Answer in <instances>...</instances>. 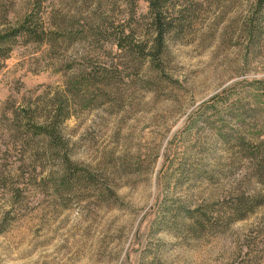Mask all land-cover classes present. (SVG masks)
<instances>
[{"label": "rangeland", "instance_id": "obj_1", "mask_svg": "<svg viewBox=\"0 0 264 264\" xmlns=\"http://www.w3.org/2000/svg\"><path fill=\"white\" fill-rule=\"evenodd\" d=\"M134 2L0 0V34L62 29L0 46V264H264V4L183 0L153 61L115 42L155 34Z\"/></svg>", "mask_w": 264, "mask_h": 264}, {"label": "trees", "instance_id": "obj_2", "mask_svg": "<svg viewBox=\"0 0 264 264\" xmlns=\"http://www.w3.org/2000/svg\"><path fill=\"white\" fill-rule=\"evenodd\" d=\"M149 4V13H150V27H152L154 31L153 38L149 39H137L136 33L133 28H130L132 25L129 24V28L125 26L121 31L116 35V45L122 49L127 55L131 58L134 56L136 58H143L144 60L150 58L153 61H156L161 57L166 48V40L169 35H172L176 31L181 30L183 26V16L186 15V12L190 11L189 9L183 7L181 2L183 0H146ZM186 1V0H185ZM261 4H264V0H260ZM128 3L131 7L135 5L134 0H128ZM32 16V14H30ZM28 15L18 27L14 28L11 32H4L0 34V46L1 43L4 42L6 38L9 36L14 37H27L32 41L36 42H47L50 46L54 45L55 41H58L59 33L62 30L58 24L52 28H56L57 30L50 29L49 32H45L44 29L39 31V29L33 27L31 16ZM134 13L131 14L133 18ZM127 32V33H126ZM54 40V41H53ZM55 117V119H54ZM57 117V120H56ZM62 121V113L58 114V110H56L55 114L48 119H46L45 123L36 125L37 134L42 137L44 140H48L49 144L52 142L53 146L60 145L63 143L60 130L59 123ZM235 138L234 133H228L226 135V139ZM240 148L245 149L244 140L239 138ZM53 148V147H51ZM250 148V147H249ZM250 154H252V158L257 160V168L258 172L264 176V155L263 151L257 147H253L250 149ZM257 204L260 206L263 204L262 200L257 201ZM190 212L188 211V214ZM245 216V215H244ZM243 217H237L239 219H243ZM195 218V217H194ZM193 220V219H192Z\"/></svg>", "mask_w": 264, "mask_h": 264}]
</instances>
